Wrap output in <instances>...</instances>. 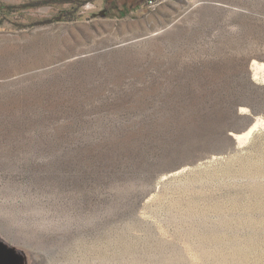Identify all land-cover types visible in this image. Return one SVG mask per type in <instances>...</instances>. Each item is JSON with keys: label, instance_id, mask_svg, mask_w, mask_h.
Returning <instances> with one entry per match:
<instances>
[{"label": "rangeland", "instance_id": "1", "mask_svg": "<svg viewBox=\"0 0 264 264\" xmlns=\"http://www.w3.org/2000/svg\"><path fill=\"white\" fill-rule=\"evenodd\" d=\"M40 1L0 15V244L16 264H264V129L233 140L264 120L249 71L264 0H148L121 19L122 0L0 5ZM234 244L247 256L220 261Z\"/></svg>", "mask_w": 264, "mask_h": 264}, {"label": "bare ground", "instance_id": "2", "mask_svg": "<svg viewBox=\"0 0 264 264\" xmlns=\"http://www.w3.org/2000/svg\"><path fill=\"white\" fill-rule=\"evenodd\" d=\"M150 2V5L153 4V0L149 1ZM251 75H252V79L254 82H264V64L263 63H256V62H253L251 65H250V69H249ZM260 75V76H259ZM245 111V110H244ZM243 130L241 131L240 134H237V135H233V140L235 141V146L236 148H241L250 138H252L254 136V134L261 130V129H264V120L262 119H254L250 122H248L247 124H245L243 126ZM240 171L244 174H247V175H251V174H260L261 171H262V166L258 163H253L249 160H246ZM177 172V171H176ZM182 173L183 170H180L179 172H177L178 174L179 173ZM175 173V175L177 174ZM175 175H172V176H175ZM249 175V176H250ZM169 176V175H168ZM166 177H163L161 179L160 182H163L165 181ZM159 182V183H160ZM256 191L257 193L260 194L261 196V199L259 200V202L255 204V207L257 209H261V210H264V184H257L256 183ZM254 204V203H253ZM238 204H234L233 203V207H239L237 206ZM214 209V208H213ZM216 211L219 210V208L216 206L215 207ZM263 223V226H264V221H262ZM259 223V222H258ZM262 226V225H261ZM201 242L203 243H206V242H210V241H214V242H218L219 241V238L218 237H210V238H201ZM249 241V240H248ZM249 243V242H248ZM255 243V242H254ZM246 246V245H245ZM248 247L250 248L251 246L248 245ZM256 248V246H255ZM255 248H250V250L252 249H255ZM248 249V248H247ZM249 250V249H248ZM249 250V251H250ZM256 250V249H255ZM247 250L241 248V247H237L235 244L228 249V251H222V252H216V255L218 257V259L220 261H226V260H231V261H235V260H239V259H243L247 256L246 254ZM255 252V251H254ZM253 253V252H252ZM264 254V253H263ZM262 255V254H261ZM264 257V256H263Z\"/></svg>", "mask_w": 264, "mask_h": 264}, {"label": "trees", "instance_id": "3", "mask_svg": "<svg viewBox=\"0 0 264 264\" xmlns=\"http://www.w3.org/2000/svg\"><path fill=\"white\" fill-rule=\"evenodd\" d=\"M61 3H69L72 7H80L82 5V1L80 0H59ZM123 4L121 8L113 7V12L110 11V16L116 18H126L128 17L130 12H135L139 8L143 7L145 4L147 5L148 0H122ZM38 4H25V5H0V15H12L14 13L20 12L21 10L33 8L37 6H49L52 5L51 1H40L36 2ZM126 4H129L128 6ZM69 11H61L51 18L42 19L35 23V25H47L53 22L61 21L62 18L70 15Z\"/></svg>", "mask_w": 264, "mask_h": 264}, {"label": "water", "instance_id": "4", "mask_svg": "<svg viewBox=\"0 0 264 264\" xmlns=\"http://www.w3.org/2000/svg\"><path fill=\"white\" fill-rule=\"evenodd\" d=\"M16 257L12 250L0 244V264H16Z\"/></svg>", "mask_w": 264, "mask_h": 264}]
</instances>
